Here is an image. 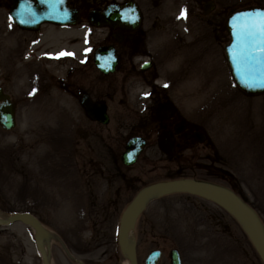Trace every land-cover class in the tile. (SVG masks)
<instances>
[{"label":"flooded vegetation","instance_id":"obj_1","mask_svg":"<svg viewBox=\"0 0 264 264\" xmlns=\"http://www.w3.org/2000/svg\"><path fill=\"white\" fill-rule=\"evenodd\" d=\"M181 1L172 6L167 0H66L73 22L25 30L9 18L11 0H0V91L17 109L22 79L28 77L38 96L50 100L36 104L62 111L67 123L63 141L79 161L83 200L105 207L103 220L116 218L151 184L194 178L232 185L227 153L217 154L196 119L195 101L190 102L198 40L200 48L224 45L230 5L225 0L212 5V0ZM129 155L134 162L128 163ZM192 171L208 175H187ZM183 215L191 222L189 229L175 231L171 222L180 224ZM226 217L211 202L189 194L153 200L135 227L143 238L135 247L137 264L154 251L160 253L156 264H171L175 248L161 239L174 232L208 238L203 228L208 219L215 235L236 239ZM237 241L242 260L261 264ZM140 250L146 251L142 262Z\"/></svg>","mask_w":264,"mask_h":264},{"label":"rangeland","instance_id":"obj_2","mask_svg":"<svg viewBox=\"0 0 264 264\" xmlns=\"http://www.w3.org/2000/svg\"><path fill=\"white\" fill-rule=\"evenodd\" d=\"M225 1L230 5L229 11L242 5L264 7V0ZM182 3L181 0H167V4L172 6ZM200 41L199 39L197 43L199 46ZM224 63L223 52L211 50L209 47L198 49L196 74L193 78H197L198 84L206 88L199 87L196 100L198 99L200 113L196 112L195 115L200 118V122L207 125V119L202 115L213 111L217 113L210 114L211 121L208 116V126L204 130L209 129L206 133L210 135L214 149L220 157L222 149L228 143L231 155L228 156L229 170L233 177L231 186L236 187L242 182L251 193L254 186L264 189V124L261 141L257 137V129L252 128L255 123L242 124V117L238 120L241 113L239 108L243 104L247 114L246 103H249L248 109L256 111L259 120L264 121V96L247 97L233 81L227 84L229 79ZM30 72L31 70H28L24 75L29 76ZM27 79L28 77H23L22 80L28 81ZM25 100L27 99H18ZM39 101L50 102L47 98H40ZM24 110L25 112L19 108L18 123L14 130H0V214H34L56 239L48 245L51 264H126L127 260L117 246L118 218L125 206L120 208L116 218L103 220V214L95 213L99 206L82 204L81 196L85 192L80 194L83 185L78 172L79 161L67 151L63 143L67 123L62 111L33 108ZM37 115L41 120L35 123ZM32 124H36L34 134L37 138H23L24 134L31 135L29 125ZM15 137L23 138L22 143ZM187 175L208 174L192 171ZM250 200L262 213L264 221V202L260 205L257 199ZM157 216L161 221L162 213L157 212ZM226 219L229 220L230 234L236 236V239H224L219 234L215 235L213 232L217 229L214 228V223L210 224L211 219H208L203 227L204 230L208 229V238L195 233L186 235L174 232L173 237L161 240L165 241L167 246L179 249L185 264H247L246 259L242 260L241 254L235 249L238 245L237 237L243 236V233L235 221L228 217ZM163 222L164 220L156 224L157 227L163 226ZM188 223H191L188 217L183 215L180 224L171 222V226L175 231L188 230ZM134 237L138 249L143 238L137 231L134 232ZM243 245L247 252L255 254L246 237ZM223 246L224 255H221L218 248L222 249ZM145 253L146 251H138L140 262ZM0 264H41L30 228L19 223L7 227L0 226Z\"/></svg>","mask_w":264,"mask_h":264},{"label":"water","instance_id":"obj_3","mask_svg":"<svg viewBox=\"0 0 264 264\" xmlns=\"http://www.w3.org/2000/svg\"><path fill=\"white\" fill-rule=\"evenodd\" d=\"M12 0V16L26 13L28 21H24L25 26L39 22L42 19H57L61 14L63 3L61 0H54L47 3L46 0ZM49 1V0H48ZM21 6V11H18ZM60 9V10H59ZM264 20V10L253 8L237 12L230 16L227 23V31L230 42L225 51L229 63L232 77L236 84L247 94L264 93V45H260V39L249 40L246 29ZM58 22V21H54ZM260 45V46H257ZM254 53V58L249 60L248 53ZM0 127L6 131L12 130L15 126L13 108L9 104L8 98L0 94ZM174 192H185L200 196L214 202L228 211L244 228L247 236L259 253L264 262V226L257 214L237 197L229 189L196 180L172 181L156 186H150L141 191L134 201L122 213L118 229V246L122 254L130 264H136L134 245L127 243L129 230L133 227L136 217L148 199L163 196ZM14 223H21L34 231V241L39 252L42 264H51L47 254L44 241L47 239V232L40 222L28 213H15L5 218H0L1 226H9ZM153 256V255H152ZM151 256V257H152ZM148 259L149 264L154 262L158 255L155 254L152 260ZM147 261V262H148ZM171 264H180V259L176 251L171 252Z\"/></svg>","mask_w":264,"mask_h":264},{"label":"snow or ice","instance_id":"obj_4","mask_svg":"<svg viewBox=\"0 0 264 264\" xmlns=\"http://www.w3.org/2000/svg\"><path fill=\"white\" fill-rule=\"evenodd\" d=\"M246 35L249 40H255L257 37H259L260 45H264V20H261L258 24H254L250 28L246 29ZM261 50L264 51V48H262ZM253 58L254 53L249 52L248 59L251 60Z\"/></svg>","mask_w":264,"mask_h":264},{"label":"bare ground","instance_id":"obj_5","mask_svg":"<svg viewBox=\"0 0 264 264\" xmlns=\"http://www.w3.org/2000/svg\"><path fill=\"white\" fill-rule=\"evenodd\" d=\"M48 241H49V243H51V242H55L56 241V239L53 237V236H51V235H49V237H48ZM131 241H133V235H131L130 233L128 234V236H127V243H130ZM131 244V243H130ZM126 264H128V263H126Z\"/></svg>","mask_w":264,"mask_h":264}]
</instances>
